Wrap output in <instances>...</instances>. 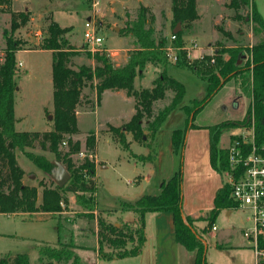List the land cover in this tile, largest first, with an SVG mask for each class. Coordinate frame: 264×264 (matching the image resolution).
<instances>
[{
	"label": "rangeland",
	"instance_id": "obj_1",
	"mask_svg": "<svg viewBox=\"0 0 264 264\" xmlns=\"http://www.w3.org/2000/svg\"><path fill=\"white\" fill-rule=\"evenodd\" d=\"M229 1L200 0V20L187 30L185 54L179 53L183 64H196L204 61V58H213L216 50L223 46L234 48L241 45L250 48L264 40V32L258 35L253 33V23L246 17L249 9L241 11L245 19L239 20L235 12L227 8ZM253 1L264 19V0ZM143 6L150 10L148 15L152 19L148 28L153 32L152 37L156 40L167 37L169 43L174 34L172 0H28L4 7L0 11V59L6 47L4 33L10 32L12 16L20 12H29L31 15L30 21L15 35L22 43V50H25L17 55L18 64L22 63V66H17L16 76L18 91L15 113L17 117L22 116L17 129L44 133L54 127L52 55L42 49L52 21L66 30L64 39L79 52L72 58V68L78 69L82 65L94 67L89 53L97 50L109 54L116 66H123L137 44L132 36L122 30L138 20ZM88 21L96 26L98 34L104 38V45L99 49L84 44ZM218 27L230 32L232 37L225 36ZM192 40H196L198 46L188 56L187 48L191 46ZM247 61L245 59L244 64ZM160 73L159 67L149 65L144 77L136 79V90L151 88ZM167 74L181 82L186 93L182 104L173 111L154 139L144 135L142 139L134 140L132 133L126 132L125 126L135 109L134 98L109 92L101 107L97 108L95 83L85 84L81 104L76 109L79 132L72 136L73 142L80 143V152L73 158L76 162H82L87 156L93 158L86 148V140L90 133H94L97 137V158L94 155L93 159L98 160V205L95 209L90 203V194L84 195L81 201L76 194L64 192L59 214H36L33 219L23 213L0 214V258L9 252L28 253L31 263L39 264L38 245L58 246L59 242L68 243L74 235L77 253L89 264H194L195 253L176 240L173 214L169 211L147 213V242L142 255L113 260H101L97 256L98 218L103 217L111 224H132L138 215L134 209L123 212L121 203L135 204L143 196L158 195L162 184L181 171L183 211L188 217L200 214L194 219L193 226L202 234L208 246L207 261L210 264H257L252 243L244 237L246 223L243 211H235L230 216L221 211L215 222L217 230L212 227L203 232L208 224L205 221L207 212L213 209L214 196L228 183V178L211 166L207 127L230 122L231 125L220 136L221 148H226L241 133L252 134V126L242 125L247 116L249 99L237 93L235 82L229 81L206 102L193 121L195 127H191L192 121L188 124L184 107L192 106L195 101L197 105L203 103L208 96L207 84L196 73L176 66L173 61L167 68ZM170 101L171 94H168L166 99L154 104V110L157 112ZM147 123L143 122L145 129ZM112 128L124 133L129 150L116 139ZM176 130L187 131L185 145L178 151L172 143ZM61 148L66 151L68 144L63 143ZM26 151L35 155L44 154L55 165L51 173L46 172L35 166L28 155L18 151L19 163L25 171L23 181L37 187L39 200H42L45 187L57 186L52 178L56 157L49 151H43L39 143ZM93 208L95 212L89 210ZM60 224L63 227L61 233ZM131 227L129 234L134 241H129L128 248L137 242L134 232L137 227ZM110 250L105 245V252Z\"/></svg>",
	"mask_w": 264,
	"mask_h": 264
},
{
	"label": "trees",
	"instance_id": "obj_2",
	"mask_svg": "<svg viewBox=\"0 0 264 264\" xmlns=\"http://www.w3.org/2000/svg\"><path fill=\"white\" fill-rule=\"evenodd\" d=\"M28 1V0H22ZM13 0H0V11L7 8ZM235 12L237 19H245L241 11L249 9L246 17L253 23V33L258 35L264 32V19L259 14L253 0H230L226 5ZM150 10L141 7L138 20L130 23L122 32L132 36L137 48L129 54L128 61L123 66H116L109 54L102 51L89 53L95 66L82 65L78 69L71 67L72 58L78 55L76 47L64 39L66 30L52 21L48 26V37L42 43V49L52 52V82L54 103V127L52 130L41 133L33 131H18L16 128L15 97L18 91L16 76L18 73L17 53L22 50V43L16 38V32L30 21L29 12H20L12 16L10 32L4 33L6 47L3 50V58L0 59V214H35L55 215L62 211L61 203L64 200L63 193L71 192L77 195L79 200H84V195L90 194L89 201L95 209L97 203L98 183L96 181V161L93 159L97 137L90 133L86 140V148L93 158L85 157L82 162H76L74 155L80 152V143L73 142L72 136L78 134L77 107L83 98V88L87 82L95 83L96 106H99L102 96L106 91H125L135 100V114L126 124V132L132 133L134 140L142 139L144 135L154 139L157 133L167 122L173 111L178 108L185 97V86L171 78L167 74V68L171 64L168 47L173 46L179 53L185 54L184 39L186 32L193 24L200 20L198 13V0H172V26L181 25L180 31L174 33L176 40L168 43L167 37L156 40L152 37V30L148 28L151 19ZM152 17V16H151ZM218 29L227 37L231 33L224 28ZM228 57L227 59L225 58ZM245 59L247 63L244 64ZM176 66L189 69L196 73L207 84V99L197 105V101L184 109L188 114V124L195 127L193 121L206 102L216 95L229 81L235 82L237 93L249 99L247 116L243 126L254 128L257 144L264 142V40L252 47L225 46L216 50L213 58H204V61L196 64L174 63ZM149 65L161 69L160 76L153 81L149 89L136 90L135 81L144 77ZM171 94V101L158 110H154V104L166 99ZM197 102V103H196ZM148 121L145 125L143 122ZM230 122L207 127L209 131L210 161L214 170L222 173L229 168L228 152L219 146V139L223 131L229 127ZM117 140L126 149L124 133L112 128ZM186 130H176L172 136V143L176 151L185 145ZM37 143L43 151H49L56 157L70 173V180L64 187L44 188L42 200L38 203L39 192L35 186L24 183L25 171L17 160V151L28 155L35 166L51 173L55 167L44 156L27 152V148H33ZM63 143L68 144L66 151L62 150ZM28 153V154H27ZM183 175L179 171L168 182H164L161 191L156 196H143L135 204L121 203L123 212L134 209L138 219L131 224L117 226L111 224L105 218H98V258L101 260L123 259L142 254L147 242L146 215L149 212L169 211L173 214L175 237L178 243L187 250L195 253L194 264H210L206 258L207 244L202 234L194 228V219L184 214L182 207ZM231 188L224 185L214 198V208L208 213L207 228L214 227L215 222L225 209H232L234 202L231 197ZM94 208L89 209L95 212ZM95 210V211H94ZM85 213V212H84ZM137 227L134 231L137 242L131 248L128 243L133 242L129 232L131 226ZM63 227L60 224L59 233ZM60 237V234H59ZM105 245L112 249L105 252ZM78 245L74 242V235L68 243L59 242L58 246L38 245L39 264H89L77 253ZM259 249L264 250V235L259 238ZM0 264H32L28 253H7L0 258ZM260 264H264L261 262Z\"/></svg>",
	"mask_w": 264,
	"mask_h": 264
},
{
	"label": "built area",
	"instance_id": "obj_3",
	"mask_svg": "<svg viewBox=\"0 0 264 264\" xmlns=\"http://www.w3.org/2000/svg\"><path fill=\"white\" fill-rule=\"evenodd\" d=\"M86 28L84 44L94 49L102 47L104 38L98 34L96 26L88 21ZM174 40L176 36L172 35L170 42ZM197 46V41L192 40L191 46L187 48L188 56ZM179 51L171 45L168 47L169 58L174 63L181 61ZM18 65L22 66V63ZM225 149L228 152L229 168L221 174L228 178L227 184L231 188L230 197L235 209L245 214L247 226L243 231L244 237L252 242L257 264H260L264 262V250L259 249V238L264 235V142L256 143L254 131L250 135L241 133ZM213 229L217 228L214 226Z\"/></svg>",
	"mask_w": 264,
	"mask_h": 264
},
{
	"label": "crops",
	"instance_id": "obj_4",
	"mask_svg": "<svg viewBox=\"0 0 264 264\" xmlns=\"http://www.w3.org/2000/svg\"><path fill=\"white\" fill-rule=\"evenodd\" d=\"M23 2L22 0H13V3H16V2ZM198 3H200V0H198ZM229 3V2H228ZM227 4V3H226ZM198 8H199V4H198ZM199 13V12H198ZM201 13H199V15H200ZM179 31V29H177V27L174 29V33H176V32H178ZM186 38V37H185ZM134 39V38H133ZM44 51H47V52H50V54L52 55V52L51 51H48V50H44ZM21 52H25V50H21V51H19L18 53H17V55L18 54H20ZM127 60H128V57L126 58ZM18 60V59H17ZM20 63V62H19ZM148 68V67H147ZM147 68H146V70H147ZM146 72V71H145ZM145 74V73H144ZM109 92H112V93H114V94H116V95H120V94H123L124 96H127L128 98H131L130 96H128L127 95V93L125 92V91H106L104 94H103V96H102V100H101V103H100V105L99 106H97V108H100L101 107V104H103V100H104V97H105V95L107 94V93H109ZM96 108V109H97ZM247 110H248V108H247ZM96 111V110H95ZM16 114V113H15ZM135 114V109H134V113L131 115V118H132V116ZM130 118V119H131ZM16 119H17V123H16V128H17V125L19 124V123H21L20 122V119H22V116H20V117H17L16 116ZM78 122H79V119H78ZM79 128V127H78ZM18 130V129H17ZM19 131V130H18ZM208 153H209V159H210V147H209V144H208ZM19 152H21L20 150H18ZM18 151H17V160H18V162H19V156H18ZM23 153V152H22ZM95 157L97 158V154L95 153ZM210 163H211V161H210ZM20 164V163H19ZM21 166V165H20ZM212 166V165H211ZM22 167V166H21ZM97 167H98V160L96 159V169H97ZM23 168V167H22ZM213 168V167H212ZM23 170H24V168H23ZM214 198H215V196H214ZM41 202V199L39 200L38 199V203H40ZM213 208H214V199H213ZM235 211H238V210H236L235 209V206L232 208V209H230V210H228V209H225V210H223V212H227V215L228 216H230V215H232L233 214V212H235ZM222 212V213H223ZM207 213H209V212H207ZM39 214H41V213H39ZM36 215V214H35ZM34 215V216H35ZM48 215V214H47ZM219 215H221V213L219 214ZM200 216V214H198V213H195V214H192L190 217L191 218H193V219H195V218H197V217H199ZM34 217H31V219H33ZM245 223H246V221H245ZM116 225L118 226V225H120V224H117L116 223ZM76 226V225H75ZM215 226V225H214ZM246 226H247V224H246ZM216 227V226H215ZM214 230V229H213ZM217 230V229H216ZM244 231V230H243ZM250 241V240H249ZM251 242V241H250ZM252 243V242H251ZM252 245V247H253V244H251ZM254 248V247H253ZM143 253V252H142ZM142 255V254H141ZM98 256V255H97ZM140 256V255H139ZM136 257H138V256H136ZM195 259V258H194ZM194 262V261H193Z\"/></svg>",
	"mask_w": 264,
	"mask_h": 264
},
{
	"label": "water",
	"instance_id": "obj_5",
	"mask_svg": "<svg viewBox=\"0 0 264 264\" xmlns=\"http://www.w3.org/2000/svg\"><path fill=\"white\" fill-rule=\"evenodd\" d=\"M177 29H181L180 24L177 25ZM52 178L59 187H64L70 180V174L61 163L56 162V169L52 173Z\"/></svg>",
	"mask_w": 264,
	"mask_h": 264
}]
</instances>
